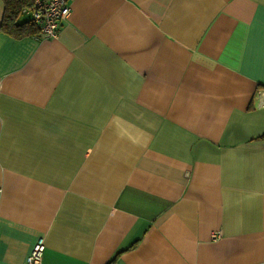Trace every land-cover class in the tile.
<instances>
[{
  "label": "crops",
  "instance_id": "crops-1",
  "mask_svg": "<svg viewBox=\"0 0 264 264\" xmlns=\"http://www.w3.org/2000/svg\"><path fill=\"white\" fill-rule=\"evenodd\" d=\"M262 134L264 0H70L55 38L0 30V264L39 237L43 264H264Z\"/></svg>",
  "mask_w": 264,
  "mask_h": 264
},
{
  "label": "built area",
  "instance_id": "built-area-1",
  "mask_svg": "<svg viewBox=\"0 0 264 264\" xmlns=\"http://www.w3.org/2000/svg\"><path fill=\"white\" fill-rule=\"evenodd\" d=\"M70 14V0H33L30 7L23 8L19 17L35 26L41 38L49 39L57 37L63 22H66ZM220 234L215 232L212 238ZM45 244L44 238L39 237L33 244L24 264H43L42 256Z\"/></svg>",
  "mask_w": 264,
  "mask_h": 264
},
{
  "label": "trees",
  "instance_id": "trees-1",
  "mask_svg": "<svg viewBox=\"0 0 264 264\" xmlns=\"http://www.w3.org/2000/svg\"><path fill=\"white\" fill-rule=\"evenodd\" d=\"M3 5L0 30L14 37L37 33V28L30 23L19 20V13L25 7H30L33 0H1ZM264 138V134L260 136ZM114 258L106 264H113Z\"/></svg>",
  "mask_w": 264,
  "mask_h": 264
},
{
  "label": "rangeland",
  "instance_id": "rangeland-1",
  "mask_svg": "<svg viewBox=\"0 0 264 264\" xmlns=\"http://www.w3.org/2000/svg\"><path fill=\"white\" fill-rule=\"evenodd\" d=\"M22 19V17H19V20H21Z\"/></svg>",
  "mask_w": 264,
  "mask_h": 264
}]
</instances>
